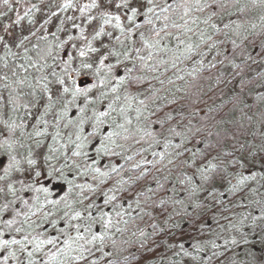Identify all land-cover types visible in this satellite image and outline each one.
Instances as JSON below:
<instances>
[{"label":"trees","instance_id":"trees-1","mask_svg":"<svg viewBox=\"0 0 264 264\" xmlns=\"http://www.w3.org/2000/svg\"><path fill=\"white\" fill-rule=\"evenodd\" d=\"M31 1V7L18 24L24 22L31 26L32 30H27L23 36L19 37L21 39L24 36L28 37L23 47L14 46L12 51L22 54L24 48H27L28 55L33 60L38 59V53L45 56V62L49 65L46 69L49 80H54V77L50 75L53 70L60 76H64L67 71L81 87L88 86L95 82L96 77L83 70L81 62L96 61L97 57L105 52V49L101 47V41L109 47L115 46L117 50L122 51L115 42V37L120 33L112 25L104 26L106 32H112V37L104 36L100 38V41H92L94 33L85 34L84 28L90 25L87 20L89 16L87 9L81 17L82 20L80 18L73 20L74 7L80 0H68V2L65 0L62 3H59L61 0ZM222 2L226 4V7L214 9L218 15L211 21L220 31L217 32L210 26L200 25L217 41L218 46L211 51L204 49L207 52L204 59L205 65L210 61L216 64V68L211 70L205 68L194 76L185 75L184 81H177V85L185 90L175 95L183 99H178L175 105L162 107L160 112L161 116L165 112H170L175 118L167 122L164 128L174 125L176 131L182 135L176 136L165 130L158 137L160 143L151 144V147L150 140L133 144L125 142L122 138H115L116 144H123L124 147L119 148L116 144L105 141L109 150L120 153L106 156L103 152L97 153V148L103 147L100 140L107 135L104 131L107 125H104L95 139L89 137L90 143L84 149L88 152V157L78 159L82 165L99 167L102 172H107L108 176L99 177L92 172H89L87 176L77 175L75 171L69 172L68 169H64L67 178L72 181V185H69L60 177L49 176L45 166V174L38 178V183H34V187L48 188L49 199L68 197L70 208H65L62 202L57 206L59 211L53 209L57 211L58 216H62L64 211L70 214L81 211L82 215H87L83 211L84 206L78 203L80 189L73 187L75 184L83 183H90L93 188L98 189L95 194L85 189L90 200L98 206L92 210L94 215H98L102 210L108 213L104 219L115 220L117 212L125 213L123 218L130 221L127 226L129 230L115 233V230L111 229L109 235L111 240L116 241V245L113 246L109 240L104 249L111 252L112 255L106 259H110L112 264H208L209 257L213 258V264H220V261H223V264H264V217L261 213V209L264 208V168H261L259 163L260 157L264 156V153L260 151L261 147H264V21L261 20V16H264V8L258 6V0L256 6L253 5V0H222ZM67 3H71L73 7L65 9L63 6ZM239 9L244 11L241 12ZM207 14L206 11L201 15V19ZM95 17H97L95 21L98 30L102 20L98 14ZM78 20L81 21L78 22ZM122 22L125 25L128 24L126 20ZM140 22L138 19L137 23ZM74 24L79 27H73ZM237 24H242L243 27L236 29ZM253 24L256 25L255 28L252 27ZM63 28L64 32H62ZM81 29L86 39L82 38ZM89 41H92L94 47L100 48V53L90 54V58L79 57L77 49L82 48ZM233 41H235L234 44ZM72 44H76L77 48H73ZM49 52L51 55H48ZM3 55L4 53H0V56ZM8 62L19 64L24 61L9 57ZM115 62L114 57H110L107 61L113 64ZM2 63L3 61H0V65ZM192 67L191 63L187 64L186 71H190ZM17 72L24 75L19 69ZM106 73L107 69H103L101 75ZM28 75L38 78L41 73L29 69ZM15 78L12 77L13 80ZM65 79H67L66 76ZM32 82L35 83V79ZM50 86L54 90L58 87L55 84ZM156 86L159 87V85ZM29 91L31 90L28 88L23 89V92ZM37 94H40L39 89ZM90 95L96 97L98 91L94 89ZM160 95L168 96V99L173 98L164 92ZM28 99L31 97L21 96L22 103L27 102ZM67 99H71V96ZM42 103L38 109L33 110L34 115L27 120L29 126L25 128V136L20 135L19 129L13 136V139L32 145L36 159L38 152L43 150L40 160L48 154L46 146L52 143L50 136L45 140V146L41 148H35L33 141L27 140L26 136L28 132L33 131L31 125L35 124L36 116L43 112ZM157 103L163 106L167 101L161 99ZM82 105L83 97H80L74 106H70L69 118L77 119L80 115L79 107ZM61 109L62 105L57 104L54 111L59 114ZM6 111L7 115L0 114V119H9V122L16 120L18 124L21 123V117L24 116L25 111L23 108L16 113H13L10 107ZM45 119L50 122L49 133L54 132L51 126L55 122L54 115L50 113ZM63 123L61 121V125ZM153 127L160 128L159 125ZM197 128L200 132L195 133ZM85 129L87 132L92 131L90 124H86ZM62 131L69 130L62 128ZM2 139L0 137V141ZM166 140L171 142L167 148L164 146ZM65 142L61 140V143ZM177 144L181 145L178 150L183 152V156L177 158L174 164L163 167L167 164V160L174 156L177 151L174 146ZM70 148L74 149L75 145H71ZM185 148L190 151H184ZM153 152L156 153L155 156ZM21 153L26 156L27 149L17 148L14 153L17 159L21 160V166L27 168ZM202 153L208 154L207 157H202ZM161 154L164 155L162 162ZM129 156L131 159H128ZM183 160L188 163L180 164ZM209 160L216 164L217 168L207 173L213 179L205 182L197 168L201 163L207 164ZM8 163V157L0 149V175H3V168H6ZM53 163L57 162L53 161ZM138 163L140 167H134ZM112 166H115L117 171H111ZM142 172H146V176L136 181L137 176H140ZM15 175L20 174L14 172L13 176ZM93 175L97 176L96 180L92 179ZM221 176L225 179L221 180L219 178ZM242 177H255V179H244L241 184ZM99 180H105L106 183L101 185ZM121 180L125 183H118ZM132 181L136 183L133 184ZM157 182L164 185V188L160 189ZM137 185L152 188L157 193L152 196V200L164 199L166 203L159 205V208L166 211L163 214L154 211L152 201L145 204V197H139V208L135 206L134 201L126 200V197H131ZM70 187L71 193H69ZM100 189H115L109 191L108 196L115 195L117 199L105 205L106 197L101 195ZM27 193L18 192L17 195L25 199ZM43 198L41 194V201ZM8 199L14 198L9 194ZM173 199L183 200V204L173 203ZM257 201L260 203H256ZM4 202L0 198V206ZM88 202L85 201V204ZM129 203H132L131 208L128 206ZM18 205H20L19 201ZM47 207L52 208V205ZM148 213H151V216ZM141 216L143 220L140 219ZM257 217L261 218L255 219ZM72 223H81V221H72ZM154 224L155 229L152 227ZM45 227L52 231L51 225H45ZM57 227H64V222L61 221ZM120 227L124 225L121 224ZM140 229L144 231L145 236H140ZM133 232L136 233L135 236L132 235ZM233 238L238 241L237 245L225 243L226 240L231 241ZM244 239H247V244L244 243ZM181 242L184 243V249L178 247ZM148 248L154 250L148 252ZM225 249L228 251L225 252ZM184 252L188 255L185 256ZM213 253L223 255L217 259L213 257ZM96 255L99 257L100 253ZM100 264H104V261H100Z\"/></svg>","mask_w":264,"mask_h":264},{"label":"snow or ice","instance_id":"snow-or-ice-1","mask_svg":"<svg viewBox=\"0 0 264 264\" xmlns=\"http://www.w3.org/2000/svg\"><path fill=\"white\" fill-rule=\"evenodd\" d=\"M3 2L5 5L9 4V0H3ZM253 5H257V0H253ZM258 6L264 8V0H258ZM33 7L35 6L33 5ZM63 7L67 9L73 5L67 3ZM225 7L226 4L222 0H91L90 4L84 5L79 10L83 13L86 9L88 11L96 9L102 20L98 30L93 28L92 41H100V38L104 36L112 37V32H106L104 27L112 25L120 33L115 37V42L122 51L117 50L115 46L109 47L108 44L101 41V47L105 49V52L99 55L96 61L81 62V68L96 77L95 82L85 87H81L67 71L64 76H60L53 70L50 75L54 77V80H49V74L46 73L49 65L45 62L46 57L39 53L38 59L33 60L28 55L27 48H24L22 54L13 52L12 46L22 48L24 41L28 39L27 36L22 39L17 38L19 40L17 42V39L9 40L7 38L11 36L7 30L6 35H0V46L4 49V55L0 56V61H3L0 65V73H2L0 74V114L7 115L6 110L9 107L13 113H16L20 108L25 110L19 124L16 120L9 122V119H0V137L3 138L0 141V149L9 160L8 166L3 168V175H0V198L5 201L0 206V264H100V261H104V264H112L110 259H106L112 255L111 252L104 249L108 241L111 240L109 235L111 229H114L115 233L129 230L127 226L130 221L123 218L125 213L117 212L115 220L104 219L108 213L102 210L98 215H94L92 210L98 206L90 200L85 189L92 194H95L98 189L93 188L90 183H83L75 184L73 187L80 189L78 203L84 206L83 211L87 215H82L81 211H75L72 214L64 211L62 216H58L57 206L62 202L65 208L71 207L68 197L49 199L48 188L34 187V183H38V178L45 166L49 176L60 177L69 185H72V181L67 178L64 169H68L69 172L75 171L77 175L87 176L89 172H92L98 174L99 177L108 176V173L102 172L99 167L82 165L78 159L88 157V152L84 149L90 143L89 137L95 139L104 125H107V128L104 129L107 135L100 140L103 147L97 148V153L103 152L106 156L120 154L109 150L105 144V141L116 144L115 138H122L125 142L133 144H141L143 141L150 140L149 146L151 147V144L160 143L158 137L165 130L176 136L182 135L176 131L174 125L167 129L164 128L167 122L173 121L175 118L170 112H165L163 116L160 115V112L162 107L175 105L178 99H183V97L175 95L185 90L177 85V81H184L185 75L194 76L195 73L201 72L205 68L209 70L216 68V64L210 61L205 65L204 59L207 52L204 49L207 48L208 51H211L212 48L218 46L217 41L213 39L212 35H208L200 25L210 26L219 32L220 29L216 28V25L211 21L218 15L214 9H224ZM206 11L208 14L201 19V15ZM239 11L243 12L244 9H239ZM96 19L97 17L91 15L87 17L89 24ZM138 19L141 21L140 23H137ZM123 20H126L128 24L125 25ZM261 20L264 21V16H261ZM73 27L79 26L74 24ZM241 27H243L242 24L236 25V29ZM252 27L255 28L256 25L253 24ZM81 35L82 38H85L83 29H81ZM225 35L227 34L225 33ZM92 41L77 49L79 57L90 58V54L100 53V48L94 47ZM234 43L235 41H233ZM72 47L77 48L76 44H72ZM48 55L51 53L49 52ZM9 57L22 59L24 62L10 64ZM110 57L115 58L114 64L107 63ZM189 63L193 67L190 71H186V66ZM17 69L24 75L18 74ZM29 69H34L41 75L38 78H32L28 75ZM103 69H107V73L101 75ZM169 73L171 75H168ZM12 77L16 78L13 80ZM33 79H35V83L32 82ZM52 84L58 85V87L54 90L50 86ZM25 88L31 91L23 92ZM173 88L174 91H172ZM18 89L19 91H17ZM37 89H39V95ZM94 89L98 91L96 97L90 95ZM162 92L168 93L173 98L168 99V96H161ZM22 95L29 96L31 99L22 103ZM68 96H71V99H67ZM80 97H83V105L79 107L80 115L77 119H71L68 115L70 106H74ZM161 99L167 101L163 106L157 103ZM41 103L43 112L36 116L35 124L31 125L33 131L28 132L26 136L27 140L33 141L35 148L45 146V140L49 136L51 138L52 143L46 146L48 154L43 157V165L38 167L33 146L13 139V136L17 129L21 136H25V128L29 126L27 120L34 115L33 110L38 109ZM57 104L62 105L59 114L54 111ZM50 113L55 117V122L51 124L54 128L52 133L48 131L50 122L45 119ZM89 113L91 114L89 115ZM61 121L64 122L62 125ZM86 124L91 125V132L86 131ZM154 125H159L160 128L156 129L153 127ZM62 128L69 131L64 132ZM198 132H200L199 128L195 130V133ZM61 140L66 142L61 143ZM170 143L166 140L164 146L167 148ZM71 145H75V148L71 149ZM116 147L123 148L124 145L116 144ZM174 147L177 151L171 159L167 160V164L163 165L165 168L183 156V152L178 150L181 145L177 144ZM17 148L27 149L26 156L21 153L27 168L21 166V160H18L14 154ZM184 151H190V149L185 148ZM260 151L264 153V147H261ZM153 155L155 156L156 153L153 152ZM201 155L206 158L208 154L202 153ZM128 159H131V156ZM253 159L255 160V157ZM163 160L164 155L161 154V162ZM53 161L57 163H53ZM93 163L96 162L93 161ZM187 163L186 160L180 161V164ZM195 163L193 160V164ZM259 163L261 168H264V156L260 157ZM58 164L60 166H57ZM134 167L138 168L140 164L138 163ZM216 168L217 165L209 160L207 164L201 163L197 171L207 182L213 179L207 173ZM111 171H117L116 167L112 166ZM14 172L20 174V177L15 180L13 179ZM145 176L146 172H142L140 176H137L136 181ZM219 178L225 179L223 176ZM92 179L96 180L97 176L93 175ZM244 179H255V177H242L241 184ZM136 181H132V183L135 184ZM105 183V180H99V184ZM118 183H125V181L121 180ZM16 184L20 185L19 189L15 186ZM157 184L160 189L164 188V185L159 182ZM114 190L100 189L101 195L106 197L105 205L117 199L115 195L108 196V192ZM71 191L70 187L69 193ZM18 192H34L35 195L24 199L17 195ZM9 194L14 199L9 200ZM41 194L44 197L42 201ZM155 195L157 193L152 188L137 185L131 197L125 199L134 201L135 206L139 208V197H145V204L152 201L153 210L163 214L166 209L161 210L159 205H164L166 201L164 199L152 200V196ZM17 200L23 205L22 208L14 206ZM85 201L89 202L85 204ZM172 202L183 204V200L173 199ZM256 203L259 204L260 201ZM47 205H52V208H48ZM128 206L131 208L132 203H129ZM53 209H57V211H53ZM261 213L264 217V208L261 209ZM8 215H11L10 219L6 218ZM148 215L151 216V213ZM223 218L227 219V217ZM140 219L143 220V217L141 216ZM61 221L64 222V227H57ZM72 221H81V223L74 224ZM121 224L124 227H120ZM45 225H51L52 231ZM152 227L155 229L156 225L154 224ZM233 227L235 226L233 225ZM139 232L141 237L145 236L142 229ZM132 235L135 236L136 233L133 232ZM111 243L113 246L116 245L115 240H111ZM225 243L237 245L238 241L233 238L231 241L226 240ZM244 243H248L247 239H244ZM215 246L213 242V247ZM178 247L184 249V243H179ZM153 250V248L147 249L148 252ZM227 251L228 249H225V252ZM97 253H100L99 257H97ZM184 255L187 256L188 253L184 252ZM221 255L223 254L213 253V257L217 259ZM208 264H213L212 257H209ZM220 264H223V261H220Z\"/></svg>","mask_w":264,"mask_h":264},{"label":"rangeland","instance_id":"rangeland-1","mask_svg":"<svg viewBox=\"0 0 264 264\" xmlns=\"http://www.w3.org/2000/svg\"><path fill=\"white\" fill-rule=\"evenodd\" d=\"M65 2V0H61L59 3ZM68 2V0H67ZM91 0H80L74 7V13H73V20L81 19L83 17V13L79 10L81 7H83L86 4H90ZM32 1L31 0H9V4L5 5L3 0H0V35H6L7 32L11 33V36L7 37L9 40L17 39L21 36H23L27 30H32L31 26L27 25L26 23L18 24L19 20L18 18H21L31 7ZM86 11V10H85ZM87 15L95 16L98 14V11L96 9H92L91 11H88ZM81 20H78L81 21ZM18 21V22H17ZM37 22H35L36 24ZM97 27V23L94 20L90 25H87V27L84 28V32L86 35H89L93 33V28ZM35 28V27H34ZM33 28V29H34ZM65 28V27H64ZM64 28L62 29V32H64ZM18 42V39H17ZM14 46H12L13 48ZM0 53H4V49L2 46H0ZM87 76V75H86ZM43 153V150L38 152L37 155V161H38V167L43 165V160H40V157ZM45 169H42V174L40 176L43 177L45 174ZM14 180L19 178L20 175L13 176ZM18 188V184L15 185ZM34 193V192H33ZM33 193H27V196L25 199H28L33 196ZM15 207L22 208L23 205H18V200L16 201ZM6 218H11V215L6 216Z\"/></svg>","mask_w":264,"mask_h":264}]
</instances>
